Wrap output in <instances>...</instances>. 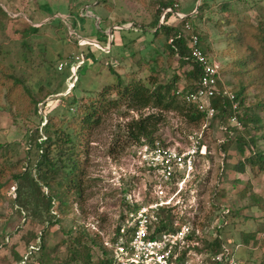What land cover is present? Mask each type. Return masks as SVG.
<instances>
[{
    "label": "rangeland",
    "instance_id": "374dc122",
    "mask_svg": "<svg viewBox=\"0 0 264 264\" xmlns=\"http://www.w3.org/2000/svg\"><path fill=\"white\" fill-rule=\"evenodd\" d=\"M167 1L172 5L158 15L157 25L165 22L180 30L182 24L172 14L183 15L190 32L198 37L199 47L219 64L220 79L228 92L232 94L240 83L248 85L254 79L264 83L238 66L243 57L229 38L236 33L232 18H247L252 25L264 22V0H0L5 13L0 14V70L18 78L36 102L35 114L28 101L9 106L3 98L5 90L0 89V144L13 150L11 162L23 160L28 130L37 127L42 136L47 117L55 126L71 130L65 123L75 109H67L61 100L72 85L80 106H87L104 87L113 86L114 75L122 84L136 80L144 85L152 80L164 84L176 75L177 91L189 87L183 77L188 67L179 66L176 58L168 65L163 36L152 35L158 4ZM166 12L170 15L164 21ZM97 28L107 36L104 43L95 40ZM86 54L93 62L76 73ZM256 96L254 86H248L242 103L238 102L236 118L244 109L255 107ZM261 99L264 104V93L259 95ZM159 112L162 120L152 135L153 143L179 149L197 139L206 148L205 155L196 159L193 178L173 199L178 203L171 211L175 223L188 225L198 235L191 240L195 244L183 250L187 264L210 262V256L201 251L216 236L235 263L264 264V172L234 170L250 150L248 143L240 154L235 142L240 135L253 139L251 151L264 152L262 107L252 110L257 119L249 126L253 130L243 129L238 120L239 128L234 129L228 120L231 114L221 118L218 113L201 124H191L173 111L148 107L109 110L101 116L100 124L82 137L80 198L68 193L60 195V204L52 201L47 190L35 188L27 175L19 189L29 186L32 200L25 196L18 205L15 186L8 182L1 188L0 264H61L68 258L67 243L61 241L66 240L65 233L74 235L77 226L89 237L97 234L111 250L119 217L128 218L126 204L143 205L157 198L152 180L134 161L137 144L127 136L125 125ZM29 155L32 161L34 152ZM170 192L165 189L162 195ZM226 210L229 214H223Z\"/></svg>",
    "mask_w": 264,
    "mask_h": 264
},
{
    "label": "trees",
    "instance_id": "16d2710c",
    "mask_svg": "<svg viewBox=\"0 0 264 264\" xmlns=\"http://www.w3.org/2000/svg\"><path fill=\"white\" fill-rule=\"evenodd\" d=\"M158 5L156 18L151 24L153 25L152 35L153 37L163 36L164 48L167 52L166 63L168 65L171 64L173 58H176L179 66L188 67L183 77L189 87L182 89L179 91V94H176L178 90L175 88L178 80L176 75H173L172 80L164 84L152 80L144 85L136 80H130L126 84H122L118 80V77L113 74L116 80L113 86L104 87L96 95L95 99L89 101L87 106L83 104V106H80L77 105V100L73 96L74 90L72 88L74 85H72L69 92L61 100L67 105V109L72 107L75 109V113L71 116L70 121L65 123V126L71 129L69 132L63 130L61 126H55L52 122L53 120L47 117L41 128L42 136L39 134L37 127L28 130L25 136L26 152L23 160H15L14 162H11L14 154L10 146L8 144H0V197L1 188L10 182L11 185L15 186L16 203L18 205H21L19 200H22L25 196L30 198L32 191L29 186H22L19 189L20 182L24 178L23 176L27 175L35 188L47 190V197L52 201L60 204V195L68 193H72L77 198H80L83 191L81 178L84 171V162L81 161L79 149L83 134L97 127L100 124L101 116L107 114L111 109L123 107L130 111H140L148 107L159 111L176 112L186 122L191 124H201L205 121V115L198 111L193 104L186 103L183 98L186 93L195 89V83L200 75V68L189 58L185 40L186 35L183 36V34H180V30L164 24L165 22L157 25L158 15L163 10L170 8L171 2H159ZM222 7L224 8L225 5H222ZM197 10H199V7ZM0 14L5 15L1 8ZM169 15L168 12L164 13V21ZM230 22L233 23L236 33L229 34V38L233 41L234 48L243 57V61H239L238 66H241L246 74L258 75L260 79L264 80V22L252 25L247 21V18H243L242 20L232 18ZM29 29L35 31L31 27ZM95 40L97 43H104L107 40V36L102 34L100 29L97 28ZM109 43L110 47L113 46L112 39ZM92 62L93 57L87 54L84 55L82 65L76 68V73L81 68L89 66ZM151 73L153 76L156 75L154 72ZM252 85L258 93L256 105L255 107L251 106L250 109H244V114L241 117H237L241 127L247 130L251 129L249 128L250 125L257 123L256 117L252 115V110L262 107L264 111L262 99L258 100L259 95H263L264 93V83H259L254 79L248 85L240 83L232 92L235 101H237V104L238 102L240 104L243 101L246 88ZM0 89L5 90L3 98L9 106L19 103L23 104L28 101L29 105L33 106L34 114L36 113V102L32 101V95L28 88L18 78L5 73L3 70H0ZM112 94L113 98L111 97ZM209 105L215 111L212 118L218 116V113H220L219 117L221 118L231 114L229 102L225 98L215 96L209 100ZM161 120L162 115L160 112L139 116L137 119H131L125 125V132L137 145L141 143L152 144V135ZM244 138L248 141H245ZM246 138V136L240 135L235 139L240 154L243 153L242 147L248 145V143H250V146L248 145L247 148L250 150L247 156L237 162L234 170L242 173L247 168L250 172H264V152L251 151V147L254 144L253 139L251 137L249 139ZM262 139L264 140V136ZM223 144L221 143V145ZM222 150H224L223 147ZM30 151L34 152V159L32 161H30ZM30 199L32 200V198ZM147 202L149 201H145L143 204ZM63 204L65 203L63 202ZM140 205L133 204L127 206L126 204V215L134 213ZM158 210L157 220L159 226L156 232H173L174 229L171 227L172 215L163 208ZM220 219L223 220L224 217ZM49 222L52 225L53 222ZM123 223L124 218L120 216L113 231V237L110 240L112 247L119 235L118 229ZM128 231H130L129 228L126 232L128 233ZM74 232V235H70V232L65 233L66 240L61 241V243H67L68 253L67 260L61 264H115L112 248L108 250L97 234L89 237L83 233L82 226H77ZM187 237L194 240L197 239L193 232H190ZM222 246H224L222 240L219 236H216L205 243V247L201 252L214 256L222 252ZM181 254L184 256L185 251ZM207 264L217 263L210 261Z\"/></svg>",
    "mask_w": 264,
    "mask_h": 264
},
{
    "label": "built area",
    "instance_id": "2783aa9c",
    "mask_svg": "<svg viewBox=\"0 0 264 264\" xmlns=\"http://www.w3.org/2000/svg\"><path fill=\"white\" fill-rule=\"evenodd\" d=\"M172 15L182 24L180 34L184 36V33L188 32L185 40L189 58L200 68L195 89L183 96L185 102L193 104L206 119H210L215 111L209 105V100L215 96L227 99L231 109L228 120L234 129H238L239 122L236 118L238 104L220 79L219 64L210 60L201 50L198 37L190 32V25L184 21L183 15L178 13ZM176 94H179V91ZM219 129L225 130L223 127ZM205 153V146L199 144L197 139H193L188 146L179 149L157 143L137 145L133 152L134 161L152 180L150 184L153 195L157 198L140 205L119 227V235L112 247L115 264H187L185 254L182 256L181 253L185 247L195 244L187 237L191 229L188 225L175 223L171 211L178 203L173 199L179 195L182 186L193 178L196 159ZM165 189L171 192L162 195ZM160 208L169 211L172 215L173 232H156L159 226L157 215ZM225 213L227 210L223 214ZM128 228L130 231L127 233ZM195 236H198L197 233ZM209 259L217 264H238L224 246L221 253L210 256Z\"/></svg>",
    "mask_w": 264,
    "mask_h": 264
}]
</instances>
